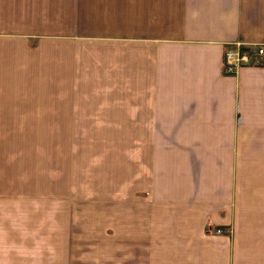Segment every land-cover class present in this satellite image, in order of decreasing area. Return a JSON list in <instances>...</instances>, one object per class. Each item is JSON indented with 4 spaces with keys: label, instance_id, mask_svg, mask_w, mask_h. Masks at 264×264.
Instances as JSON below:
<instances>
[{
    "label": "crops",
    "instance_id": "obj_1",
    "mask_svg": "<svg viewBox=\"0 0 264 264\" xmlns=\"http://www.w3.org/2000/svg\"><path fill=\"white\" fill-rule=\"evenodd\" d=\"M235 41L264 44V0H0V208L45 192L51 145L75 172L78 143L33 131H137L106 264H242L264 222V57L223 73ZM3 223L0 264L79 257L76 237L35 245Z\"/></svg>",
    "mask_w": 264,
    "mask_h": 264
},
{
    "label": "rangeland",
    "instance_id": "obj_2",
    "mask_svg": "<svg viewBox=\"0 0 264 264\" xmlns=\"http://www.w3.org/2000/svg\"><path fill=\"white\" fill-rule=\"evenodd\" d=\"M247 44H259L264 47L263 43ZM263 57L264 53L251 63H258ZM33 132L35 140L43 137L51 144H63V147H66L71 140L78 143L79 156H76L74 160L75 172L71 170L65 172L64 177L59 176L62 171L60 172L56 167L59 166L61 157L53 154L56 151L52 150H57L60 146L51 145L50 152L53 155H50L49 172L37 170L36 166L34 169V189L45 192L34 193L32 197L24 195L28 197V200L24 202V209L19 207L18 210L2 199L0 217L6 222L3 226L18 223L16 230L12 227V235L16 233L15 235L22 240L25 239L26 234L28 237L33 236L35 245L36 240L42 239L43 236L54 240L58 235L60 237L71 235L80 240L74 243V253L79 255L75 258V264H106L105 234L107 229L111 231L110 227L106 229L107 201H119L123 189V178L129 176V182H132L133 176H136L138 163L133 161L135 155L132 152V148L136 147H129L124 143V139L136 137L137 131L49 130ZM65 141H67L66 144ZM39 152L37 150V153ZM30 206L33 209H29ZM257 228L259 229L256 233L258 237L254 245L249 244L248 249L243 251L242 264H264V222L259 221ZM218 230L220 229H216L217 232ZM6 233L3 231L2 234ZM88 234L93 238L96 237L97 242L84 241L89 238ZM21 245L24 247L25 242L19 243V246Z\"/></svg>",
    "mask_w": 264,
    "mask_h": 264
},
{
    "label": "built area",
    "instance_id": "obj_3",
    "mask_svg": "<svg viewBox=\"0 0 264 264\" xmlns=\"http://www.w3.org/2000/svg\"><path fill=\"white\" fill-rule=\"evenodd\" d=\"M263 53L264 47L259 44L232 43L223 52L222 71L225 74L234 73L239 67L250 64Z\"/></svg>",
    "mask_w": 264,
    "mask_h": 264
}]
</instances>
